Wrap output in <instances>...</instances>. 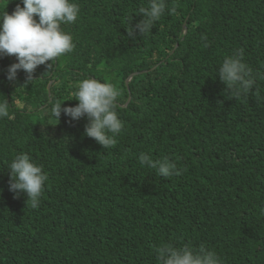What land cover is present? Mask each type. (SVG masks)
Returning <instances> with one entry per match:
<instances>
[{"label":"trees","instance_id":"obj_1","mask_svg":"<svg viewBox=\"0 0 264 264\" xmlns=\"http://www.w3.org/2000/svg\"><path fill=\"white\" fill-rule=\"evenodd\" d=\"M74 2L77 21L61 27L76 46L52 70L10 82L18 61L0 56V99L10 105L0 119V264H159L164 244L264 264V79L258 95L253 87L236 100L217 74L243 48L264 76V0H166L161 20L135 38L128 27L149 0ZM17 4L0 2V15ZM88 77L121 90L124 130L109 149L84 135L86 117L49 115L55 103L77 105L75 82ZM21 153L49 177L36 209L9 191ZM142 153L176 162L180 175L142 166Z\"/></svg>","mask_w":264,"mask_h":264},{"label":"clouds","instance_id":"obj_2","mask_svg":"<svg viewBox=\"0 0 264 264\" xmlns=\"http://www.w3.org/2000/svg\"><path fill=\"white\" fill-rule=\"evenodd\" d=\"M21 3L23 7L17 4L11 14L5 11L0 15V56L14 55L18 61L7 70L6 78L10 82L16 80L21 70L26 73L27 82L33 80L38 66L46 65L52 70L54 63L48 62L72 52L76 46L72 34L61 27L62 24L75 23L78 19L80 7L74 0H21ZM166 6V0H149L148 7L139 9L143 18L134 27H128V37L135 38L137 31L141 35L150 33L165 15ZM175 11L173 7L169 14ZM217 74L226 85L225 94L236 100L247 97L253 87L258 95L256 80L264 79L245 62L243 48L225 56ZM74 87V100L78 104L62 108L61 103H55L49 115L58 121L62 113L71 121L86 117L88 122L84 135L94 138L103 149L114 147L117 136L124 130V122L116 110L121 90L112 82H102L93 77L75 82ZM9 107L6 98L0 99V119L10 117ZM138 160L142 166L156 169L158 175L165 178L181 173L177 163L167 157L154 160L151 155L142 153ZM9 170V191L16 197L21 192L26 193L29 197L27 202H31L33 209L38 208L45 183L49 179L43 165L37 164L27 153H21L11 161ZM155 252L159 264H221L214 251L203 247L194 251L190 246L177 248L164 244L157 247Z\"/></svg>","mask_w":264,"mask_h":264},{"label":"water","instance_id":"obj_3","mask_svg":"<svg viewBox=\"0 0 264 264\" xmlns=\"http://www.w3.org/2000/svg\"><path fill=\"white\" fill-rule=\"evenodd\" d=\"M186 27H187V25H185V28H186ZM177 48H178V46L176 47V50H177ZM176 50H175V51H176ZM175 51H174V52H175ZM134 76H135V75L131 76V79H129V81L127 82V84L130 83V81L134 78ZM49 89H50V87H49ZM131 99H132V98H131V96H130V99H129V101H128V104L131 102Z\"/></svg>","mask_w":264,"mask_h":264},{"label":"rangeland","instance_id":"obj_4","mask_svg":"<svg viewBox=\"0 0 264 264\" xmlns=\"http://www.w3.org/2000/svg\"><path fill=\"white\" fill-rule=\"evenodd\" d=\"M4 1H6V0H0L1 3L2 2L4 3ZM12 58L16 60V57L12 56Z\"/></svg>","mask_w":264,"mask_h":264}]
</instances>
